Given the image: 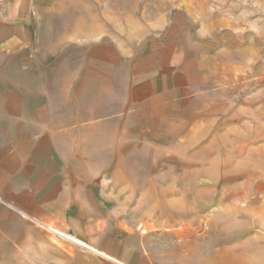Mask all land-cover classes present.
<instances>
[{"label": "crops", "instance_id": "1", "mask_svg": "<svg viewBox=\"0 0 264 264\" xmlns=\"http://www.w3.org/2000/svg\"><path fill=\"white\" fill-rule=\"evenodd\" d=\"M38 2L0 0V237L14 259L19 264H264L262 204L256 205L262 215L255 221L248 219L250 203L214 206L242 212L246 219L237 215L244 225L236 226L226 245L215 238L210 251L200 238L182 250L178 245L185 241L174 242L170 234L163 244L146 245L148 237L133 224L144 208L141 192L125 181L138 176L124 170L126 151L137 150L141 141L174 149L197 145L221 120L222 110L235 104L238 81L244 89L252 88L254 79L264 86V71L254 77L245 65L242 72L227 56L230 49L210 48L212 40L203 45L163 38L125 70L124 60H110L101 45L90 51L84 70L47 74L60 61L55 53L46 57L34 39ZM213 161L233 162L231 155L217 154ZM235 173L219 165L210 176L196 178L220 180ZM157 207L153 202L145 209ZM126 211L132 219H125Z\"/></svg>", "mask_w": 264, "mask_h": 264}, {"label": "rangeland", "instance_id": "2", "mask_svg": "<svg viewBox=\"0 0 264 264\" xmlns=\"http://www.w3.org/2000/svg\"><path fill=\"white\" fill-rule=\"evenodd\" d=\"M35 9L39 13L33 19L34 39L46 57L55 53L60 61L54 70L50 68L53 71L46 69L47 74L67 76L84 70L90 51L101 45L107 47L110 60H124L125 70L136 56L163 38L196 39L203 45L204 40H212L210 48L230 49L227 56L242 72L245 65L254 77L264 71V0H40ZM243 86L238 81L235 104L222 110L221 120L205 131L197 145L193 142L174 149L141 141L136 151H126L124 170L138 177L125 181L139 188L144 205L140 220L133 224L148 237L146 245L163 244L166 235L174 242L185 241L178 245L182 250L198 238L206 240L204 251L212 249L215 238L226 245L236 226L244 225L235 217L246 218L242 212L213 210L218 203H250L253 210L248 219L255 221L262 215L256 205L264 208V86L255 79L252 88ZM215 154L221 158L231 155L233 162L216 164ZM219 165L221 170L236 173L220 180L196 178L210 176ZM153 202L158 209L146 211ZM132 216L125 212L126 220ZM3 230L0 226V234ZM0 264H19L2 237Z\"/></svg>", "mask_w": 264, "mask_h": 264}, {"label": "built area", "instance_id": "3", "mask_svg": "<svg viewBox=\"0 0 264 264\" xmlns=\"http://www.w3.org/2000/svg\"><path fill=\"white\" fill-rule=\"evenodd\" d=\"M45 229H47V230H52V231H54V229H52V228H50V227H47V226H43Z\"/></svg>", "mask_w": 264, "mask_h": 264}]
</instances>
